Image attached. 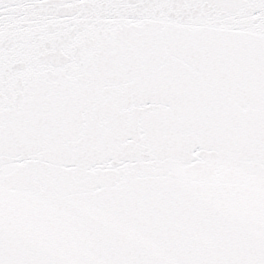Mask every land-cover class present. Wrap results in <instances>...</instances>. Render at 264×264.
<instances>
[{
  "label": "snow or ice",
  "instance_id": "obj_1",
  "mask_svg": "<svg viewBox=\"0 0 264 264\" xmlns=\"http://www.w3.org/2000/svg\"><path fill=\"white\" fill-rule=\"evenodd\" d=\"M0 264H264V0H0Z\"/></svg>",
  "mask_w": 264,
  "mask_h": 264
}]
</instances>
